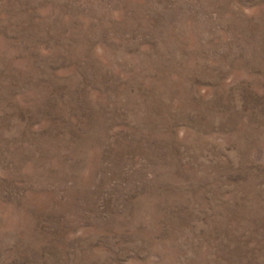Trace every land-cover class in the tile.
Masks as SVG:
<instances>
[{
    "label": "rangeland",
    "instance_id": "1",
    "mask_svg": "<svg viewBox=\"0 0 264 264\" xmlns=\"http://www.w3.org/2000/svg\"><path fill=\"white\" fill-rule=\"evenodd\" d=\"M0 264H264V0H0Z\"/></svg>",
    "mask_w": 264,
    "mask_h": 264
}]
</instances>
